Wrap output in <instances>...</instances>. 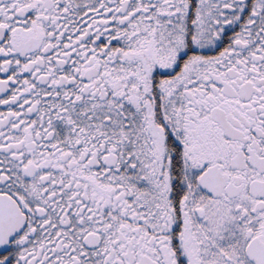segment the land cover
Returning <instances> with one entry per match:
<instances>
[{"label":"snow or ice","instance_id":"1","mask_svg":"<svg viewBox=\"0 0 264 264\" xmlns=\"http://www.w3.org/2000/svg\"><path fill=\"white\" fill-rule=\"evenodd\" d=\"M0 264H264V0H0Z\"/></svg>","mask_w":264,"mask_h":264}]
</instances>
